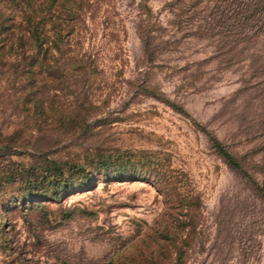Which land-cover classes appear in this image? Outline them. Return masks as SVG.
<instances>
[{
	"label": "rangeland",
	"instance_id": "rangeland-1",
	"mask_svg": "<svg viewBox=\"0 0 264 264\" xmlns=\"http://www.w3.org/2000/svg\"><path fill=\"white\" fill-rule=\"evenodd\" d=\"M217 5L0 0V264H264V73Z\"/></svg>",
	"mask_w": 264,
	"mask_h": 264
},
{
	"label": "trees",
	"instance_id": "trees-1",
	"mask_svg": "<svg viewBox=\"0 0 264 264\" xmlns=\"http://www.w3.org/2000/svg\"><path fill=\"white\" fill-rule=\"evenodd\" d=\"M216 2L218 3L217 15L213 18V22L206 23L208 25L206 28H219L222 34V45L219 50L224 51L222 54L228 53L229 61L231 62L250 59L252 66L256 67L254 68L255 72H258V75H262L264 70L260 63L264 61V0H216ZM144 11L147 12L144 20L146 23H143L141 33L146 55L153 61L156 57V44L154 43L155 36L151 32L153 21L150 16L152 11L146 4L144 5ZM32 25L31 36L36 44H41L44 38L41 35L39 26L36 23H32ZM258 45L260 47H257ZM81 62L77 63V67L82 68L85 72V65L82 60ZM166 99L168 100V98ZM170 103L176 109L184 110L177 102L170 101ZM215 143L219 151L232 165L244 170V164L237 155L223 146L219 139H216ZM76 167L87 170L83 164H76ZM172 175V179L177 185L178 181L180 182L181 180L175 177V174ZM169 177L165 174L160 175L158 181L160 183L163 180L172 181ZM262 190L264 192V188ZM175 264H182L181 256L177 258Z\"/></svg>",
	"mask_w": 264,
	"mask_h": 264
}]
</instances>
